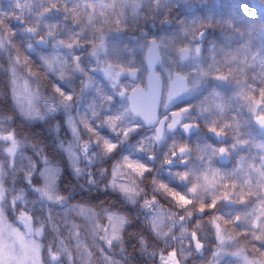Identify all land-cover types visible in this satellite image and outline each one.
Here are the masks:
<instances>
[{
    "label": "rangeland",
    "instance_id": "1",
    "mask_svg": "<svg viewBox=\"0 0 264 264\" xmlns=\"http://www.w3.org/2000/svg\"><path fill=\"white\" fill-rule=\"evenodd\" d=\"M148 1L150 4H148ZM226 3V0H221ZM264 2V0H262ZM102 8L97 11V14L103 16V23L111 26L112 16L107 14L113 6L118 8V16H122V8L128 7L133 13L137 8L145 6L146 15L151 18L159 20L160 13L166 11L173 14L184 15V13L175 12L174 7L176 0H165L166 7L160 10V5L163 0H101ZM20 4L23 9H20ZM34 6L37 3L30 4V0H14L13 5L4 4L0 6V54L3 55L6 61L7 79L10 86L13 106L17 112V116L24 122L39 123L48 120L54 116H61L64 122L67 136L57 141L56 149L66 158L70 169L74 174H82L85 172L87 177H91L96 181V185L104 184L106 181L112 180V172L117 169L119 175L116 177V184L131 185L137 189L131 182L130 178L145 177L149 172V168L140 160L141 149L143 146H138L140 142L135 141V135L140 131V125L137 122H131L128 115L125 113V107H108L102 111L104 106L102 97H98L96 102H91L89 105L83 103L82 95L84 93V86H81V75L76 69V64H79V59L73 55V47H69V38L63 32V18H70L68 22H74V19L81 17L83 14L81 2L79 0H68L66 15L64 17L50 19L48 12ZM94 9V8H93ZM87 17L94 19V12ZM155 10L154 17L152 10ZM19 12V20L22 19L24 23H28L24 28L38 32L39 35L47 39L54 26L61 28L64 35L60 38L55 36L52 43L51 51L35 50L34 47L29 49L32 43L14 38L17 31L12 28L11 24L16 20L15 12ZM24 11L27 15L23 16ZM37 18V28L34 27L35 19ZM127 18L133 19V15L126 10ZM11 17V21L8 18ZM200 18L197 15L187 17L186 21L189 25L184 29L197 28V24L201 19H211L212 14ZM219 16H214L218 18ZM222 18L224 19H245L247 26L245 27L246 38L243 48L236 50L234 48H227L221 46V40L218 39L210 50H214L218 56L226 57L223 61L227 64L225 69L229 70L233 67L235 75L241 73L244 67L247 68L246 77L249 76L250 70H254V75L250 76L251 81H256L257 85L253 90L249 91V84L242 80L245 87L236 90L223 91H208L204 90L203 100L217 99L220 97L226 104V109L231 117H240L247 114H264V101L259 105H252L250 101L246 100L243 93H250L254 98L260 99V92L264 89V26L259 23H252L250 20L252 16L246 15L236 16L235 12L230 8H225ZM21 25L20 22H17ZM66 24V23H65ZM257 30L258 33H253ZM28 34V33H27ZM60 35V34H59ZM94 35V30L91 32ZM51 38V37H50ZM58 39V40H57ZM184 41L181 34L167 39L169 47L167 51L173 61V53L175 46ZM258 46L252 48L256 44ZM165 42L160 43L162 51L165 50ZM77 46V42L74 43ZM252 44V45H251ZM232 57H237L239 64H234ZM228 58V59H227ZM228 60V61H227ZM169 61L168 59L166 60ZM165 61V62H166ZM166 62V63H167ZM51 64V68H49ZM229 64V66H228ZM192 62H190L186 69H190ZM244 79V77L242 78ZM246 82V84H245ZM251 83V82H250ZM259 84L261 85L259 87ZM251 85V84H250ZM59 87L65 94H71L73 99L69 102L70 106L67 111L60 105L62 97L56 93L53 88ZM88 87V86H87ZM97 91H100L97 89ZM31 94V95H30ZM29 101L36 110H38L43 118H29L22 110L28 107ZM256 106V107H255ZM50 108H55V111H50ZM255 108V111H253ZM96 115L93 116L92 113ZM71 116L73 120L79 125L80 139L77 141L73 137L68 125L67 118ZM119 116L120 119L115 126H109L106 120L109 117ZM81 118L88 121L92 132L87 131L80 125ZM217 122L218 118H214ZM243 123V122H242ZM97 126V127H96ZM125 129H134L130 131L125 137L123 131ZM12 132L9 123L3 117H0V136ZM239 133H244V126L242 125ZM99 138V139H98ZM147 137L143 136L142 141ZM103 139L109 140L117 147L110 163L107 165H100L99 161L108 158L109 154H105L102 150ZM85 142L89 147L87 151L81 150V145ZM73 144L77 154L79 155L77 174L70 164L69 158L63 151V147L68 144ZM18 144V149L15 154H9L7 148L10 143L5 140H0V186L5 189L3 198H0V264H34L33 253L28 242L33 241L40 246V259L35 261V264H89L94 252H97L103 264H122V262L111 255L108 250L111 245L117 243L121 236L120 229L117 239H110L112 232L111 223L108 220V214H122L116 212H103L97 214L96 211L90 207L80 204L64 205L48 201L42 198L39 192L34 191L36 186L41 185L42 181L39 177V170L33 175V182L29 184L26 181V173L31 170V157L26 154ZM113 153V152H112ZM127 156L129 160L141 163L147 169L143 174L137 175L131 169L124 166V157ZM101 167L104 168V175H101ZM153 174V171H151ZM38 179V184L34 183V179ZM152 191H147L145 194L154 197L156 203L148 207H142L147 211V220L152 233L160 239L163 243L169 246H174L169 252H174L175 264H263L264 263V233L259 229L262 220H243L241 219V226L245 227L248 222H252L255 230L222 233L221 240L217 236L216 225L222 222L221 219H210L206 221L204 218H197L193 215V204L190 202L187 193L184 190L176 188L173 184L169 185L167 181L160 179L156 175L152 179ZM157 184L166 185L171 189L170 192L178 193L189 201L188 204L182 205L163 190H156ZM143 186V185H142ZM144 187V186H143ZM118 188V187H116ZM119 189V188H118ZM111 190V189H109ZM58 191V183H57ZM59 193V192H58ZM154 193L160 194L166 203L173 206L170 209L167 205L161 203ZM136 195L129 199H135ZM21 196L22 199L15 200L14 198ZM87 207L92 209L94 215L84 216L80 214V207ZM23 213L28 217L26 220H21L20 216ZM125 217V216H123ZM215 221V224H213ZM25 222L29 223V232L25 229ZM247 222V223H246ZM37 229L41 230L39 235L36 234ZM193 233L196 234V240L202 245L201 251L196 252L193 249L192 240ZM55 255V259L52 255ZM168 256V254H167ZM164 257V258H167ZM163 264V260L162 263ZM172 264V262H170Z\"/></svg>",
    "mask_w": 264,
    "mask_h": 264
},
{
    "label": "flooded vegetation",
    "instance_id": "2",
    "mask_svg": "<svg viewBox=\"0 0 264 264\" xmlns=\"http://www.w3.org/2000/svg\"><path fill=\"white\" fill-rule=\"evenodd\" d=\"M33 1L34 4L37 3L34 12L36 8L46 10L50 19L66 15L68 0H30V4ZM79 1L83 14L78 20L74 19V22H68L70 18H63L62 30L64 29L65 35L70 37L73 55L79 59L81 86H84L83 103L89 105L91 102L95 103L98 97H102V111L108 107H125L130 121L140 125L135 141L140 142L138 146H143L140 160L150 170L147 175L153 171L152 179L159 175L160 179L167 181L169 185L173 184L176 188L184 190L193 204L195 217L204 218L206 221L221 219L219 229L222 233L256 229L252 222H246L245 227L241 226V219L262 220L260 225L263 227L259 230L264 233V132L255 124L256 116L260 114L245 113L241 120L240 117L229 115L226 104L220 97L211 101L201 98L206 89L219 92L245 87L242 80L248 82L249 91L255 88L257 82L250 79L254 70H250L249 76L246 77L248 70L244 67L241 73L235 75L233 67L225 69L227 64L223 59L226 57L218 56L214 50L211 52L210 47L218 39L222 41V47L236 50L243 48L245 43L246 18L224 19L222 14L225 8H230L236 16L242 18L250 15V22L262 26L264 12H243L247 0H226V3L221 0H176L175 12L184 15L164 11L156 21V18L146 15L143 5L142 8H137L135 13L126 6L121 9L122 16L119 17L118 8L113 6L110 12L106 13L113 18L111 26H108L103 23V16L97 14L98 8L101 10L103 6L101 0ZM13 2L14 0H0V6L13 5ZM163 2L160 10L166 7L165 0ZM22 6L24 5L20 4V9H23ZM90 8H94L93 20L90 17L85 18L91 14ZM126 10L133 15V19L127 18ZM19 12L20 10L15 12V17L21 25L16 20L11 24L17 31L14 38L28 44H33L38 38H44L35 30L33 36V31L24 28L28 23L19 20ZM155 12L157 11L153 9V17ZM210 13L212 18L199 20L197 28L184 29L185 26H192L189 23L184 26L187 17L197 15L206 18ZM25 15L26 11L23 13V16ZM215 15L219 17L214 18ZM34 19V27L37 28L36 13ZM8 20L11 21V17ZM62 30L54 26L46 39L48 48L42 50L34 45V49L51 51L55 36L60 38L64 35ZM93 30L94 35H91ZM178 34L184 37V41L175 46L171 62V57L167 56L169 45L166 41ZM151 40L156 42L161 60L154 69L160 80V91L154 117L147 114L144 122L131 111L129 95L134 91L143 93L148 90V65L145 57ZM73 41L77 42V46ZM163 42L164 51L160 45ZM256 42L251 44L252 48L258 46L259 43ZM32 47L29 46V49ZM181 48L188 49L183 59ZM232 59L235 65L239 64L237 57ZM190 62L191 68L186 69ZM105 69H108L111 75L106 74ZM175 74L184 78L191 96L168 102L166 95ZM220 75L225 78L218 79ZM89 80L91 83L85 87ZM174 112L180 113V119L173 127H169L173 120H176ZM215 117L218 118L217 122ZM184 125H189L187 130ZM242 125L244 133L240 134ZM211 128H216L221 134L210 131ZM157 130L159 139H156ZM143 136L147 137L144 141ZM181 146L186 149L183 153L178 151ZM220 148L225 151L220 152ZM213 202L215 206L209 208L208 205ZM201 205L205 206L203 212L199 210Z\"/></svg>",
    "mask_w": 264,
    "mask_h": 264
},
{
    "label": "trees",
    "instance_id": "3",
    "mask_svg": "<svg viewBox=\"0 0 264 264\" xmlns=\"http://www.w3.org/2000/svg\"><path fill=\"white\" fill-rule=\"evenodd\" d=\"M5 67L4 57L0 54V117L8 121L21 150L31 157L32 162H36L37 172L41 167V157L51 158L52 162L61 169L58 192L66 197L63 204L75 203L88 206L97 214L116 212L124 216L128 215L117 195L110 190H98L96 185L90 188L86 173L74 174L66 158L56 149L57 141L67 136L61 116H54L45 120L46 122L31 124L22 121L17 116L11 101ZM34 183L38 184L37 178L34 179ZM142 185L146 190L152 191L153 189L150 178H145ZM73 191L83 192L85 195L77 199H67ZM154 196L169 208L174 209L171 204L164 201L160 194L154 193ZM131 219L135 223L130 229L121 232L123 238L121 239L120 236L119 241L111 245L108 252L118 258L122 264H161L162 257H166L174 246L166 245L153 235L147 221V211L144 208H136ZM89 264H103L97 252H94Z\"/></svg>",
    "mask_w": 264,
    "mask_h": 264
},
{
    "label": "snow or ice",
    "instance_id": "4",
    "mask_svg": "<svg viewBox=\"0 0 264 264\" xmlns=\"http://www.w3.org/2000/svg\"><path fill=\"white\" fill-rule=\"evenodd\" d=\"M73 43H75V41H73ZM68 46L71 47V44ZM187 51H188V49H186V48L180 49L182 59L184 58V54H186ZM197 51H199V49H197ZM48 66H49V68H51V64H49ZM76 69L80 70L79 64H76ZM105 72H106V74L111 75V73L109 72L108 69H105ZM217 78L218 79H224L225 77L223 75H220ZM183 80H184L183 77L178 78V90H180V91H183L185 88ZM90 83H91V81L89 80L88 83H86L85 87H87L88 84H90ZM53 90L56 93H58L60 95V97H62V99L60 101V105L64 107L65 111H67L68 107L70 106L69 102L73 99L72 95L71 94H65L57 86H54ZM121 94H123V93H121ZM242 95L244 96V98L246 100L250 101L252 105H259L262 101H264V89H262L260 92V99L254 98L250 93H243L242 92ZM170 98H171V94H170ZM22 110L25 112V114L29 118H41V119L43 118L42 114L34 108L31 101H29L28 107L26 109H24L23 105H22ZM50 111H55V108H50ZM184 111H186V109H184ZM253 111H255V108H253ZM92 115L95 116L96 113L93 112ZM173 115L176 117V120H173L172 124H170L169 127H173L180 119V113L179 112H174ZM119 119H120L119 116L109 117L106 120V123L109 126H115L116 122ZM256 120L259 124L264 125V114L257 115ZM66 124L68 125L73 137H75L76 140L78 141L80 139L79 125L73 120V118L71 116H69L67 118ZM80 125H82L83 128L86 129L87 131L92 132V128L89 126V123L86 119L81 118ZM184 127L187 130L189 125H184ZM132 130H134V129H125L123 131V135L125 137H127L128 133ZM210 131L216 133L217 135L221 134L216 128H211ZM159 138H160L159 130H157L156 139H159ZM0 140H5V141H8L10 143V147L7 148V152L9 154H15L17 152L18 141L16 140L15 134L13 132H8L5 135L0 136ZM88 147H89L88 143L85 142L84 144L81 145V150L86 152ZM101 147H102V150L105 154H111L114 151V149L116 148V145L111 143L107 139H103ZM62 148H63V151L68 156L70 164L73 167V170L76 171L78 174L80 171V169L78 168L79 155L77 154L74 145L70 143L67 145V147L62 146ZM178 151L183 153L186 151V149L184 146H181L178 149ZM219 151L224 152L225 149L220 148ZM40 165H41V167L39 168V177H40L42 183H41V185L36 186L34 188V191L39 192L40 196L42 198L48 200V201H53L56 203H62L64 198L57 191V183H58V180L60 178L61 169L55 163L50 162L48 157H41ZM124 166L128 169H131L137 175H141L147 170L143 164L131 161L128 159V157H124ZM118 167L119 166H117V169H114L112 172L111 184L114 187H118L120 189V191H122L123 193L128 195L129 198H132L136 195V191H135V188L133 186L126 185V184H119V185L116 184V177L119 175ZM36 169H37L36 162H34V161L31 162V170L28 171L26 173V176H25L26 181L29 184H31L33 182V175L36 172ZM159 187L163 189L165 187V185L161 184V185H159ZM4 192H5V189L3 188V186H0V198H3ZM169 194L171 196H173L177 200V202L182 204V205H186L189 203V201L186 200L185 197L179 195L178 193L170 192ZM19 199H22V197L18 196L16 198H14V202H15V200H19ZM214 206H215L214 202L212 204L208 205L209 208L214 207ZM199 210L201 212H203L205 210V206L201 205ZM80 214L84 215V216H89L90 214L94 215V212L90 208L81 206L80 207ZM20 219L26 220V219H28V217L25 216L23 213H21ZM108 220L111 223L112 232L110 234V237H106V238H110L112 240L117 239L119 236L120 229L125 224V217L118 215V214H108ZM213 224H215V221H213ZM216 228H217V236L222 240L223 236L220 235L219 226L216 225ZM40 233H41V230L37 229L36 234L39 235ZM192 235H193V239H196V234L193 233ZM28 246L31 247V251L33 253V258H34V264H35V261L40 259V246H39V244H36L33 241L28 242ZM196 246H197V248L202 247V245L199 243H197ZM50 255H52L53 259L56 258L54 254H50ZM174 256H175L174 252H169L167 258L162 257L163 264H170V262H172V264H175Z\"/></svg>",
    "mask_w": 264,
    "mask_h": 264
},
{
    "label": "water",
    "instance_id": "5",
    "mask_svg": "<svg viewBox=\"0 0 264 264\" xmlns=\"http://www.w3.org/2000/svg\"><path fill=\"white\" fill-rule=\"evenodd\" d=\"M248 1L252 9L264 12V6L259 0H248ZM37 43L42 44V42H37ZM42 45H44V43ZM145 60L149 67L148 68L149 73L147 75L148 90L143 93L134 91L133 93L129 95L130 103H131V111L135 115H138L139 117H141L144 122L146 121L145 115L149 114L154 117L153 114L156 109V104L159 98V91H160V80L158 76L154 73V67L156 65H159L161 60H160V56L158 53L157 45L154 41H150ZM179 77L180 75L175 74L169 86L167 96H166V99L168 102L190 97V93L188 92L186 88V83L184 82V80H183V83L185 86L184 90L183 91L178 90V78ZM170 94H171V98H170ZM255 124L264 132V125L259 124L256 119H255ZM24 226H25L26 231L29 232V223L25 222ZM193 242H194L195 250L199 251L200 248H197L196 246L198 242L196 240H193Z\"/></svg>",
    "mask_w": 264,
    "mask_h": 264
},
{
    "label": "clouds",
    "instance_id": "6",
    "mask_svg": "<svg viewBox=\"0 0 264 264\" xmlns=\"http://www.w3.org/2000/svg\"><path fill=\"white\" fill-rule=\"evenodd\" d=\"M28 123L31 124L33 122H28ZM117 147L118 146H116L113 153H111V154H114L116 152ZM111 154H109L108 158L99 161L100 165H107L108 163H110V160L113 156ZM125 157H127V156H125ZM49 161L52 162L51 158H49ZM104 174H105L104 168L101 167V175H104ZM130 179H131V182L135 185V187L137 189V195H136L135 199H129L125 193L120 191V189L114 187L110 181H106L104 184L100 185L98 188V190H103V191H108L109 189H111V191L120 198V202L125 206V211L128 212V215L125 216V224H124L125 227L122 228V230H121L122 232L125 231L126 229H130L131 225L133 223H135V221L133 219H131V216H132V214L136 208L148 207V206L156 203V200L154 197H151V196H148L145 194V189L142 186L143 180H144L143 176L137 177V178H130ZM88 183H89V186L91 188V186L96 184V181H94L90 177ZM156 190H163L166 192L171 191V189L168 188L166 185L163 189L160 188L159 184H157ZM82 195H85V193L79 192V191H73L67 196V199H77V198L81 197ZM62 197L64 199L66 198L64 196H62ZM104 238L106 239V237H104ZM122 238L123 237L121 236V239Z\"/></svg>",
    "mask_w": 264,
    "mask_h": 264
}]
</instances>
